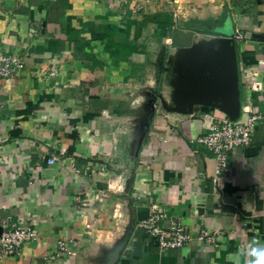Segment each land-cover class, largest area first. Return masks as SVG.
Listing matches in <instances>:
<instances>
[{"label": "crops", "instance_id": "crops-1", "mask_svg": "<svg viewBox=\"0 0 264 264\" xmlns=\"http://www.w3.org/2000/svg\"><path fill=\"white\" fill-rule=\"evenodd\" d=\"M0 51V228L39 236L0 264H264V118L216 183L197 141L264 117V0H0ZM154 202L216 242L162 250Z\"/></svg>", "mask_w": 264, "mask_h": 264}, {"label": "built area", "instance_id": "built-area-1", "mask_svg": "<svg viewBox=\"0 0 264 264\" xmlns=\"http://www.w3.org/2000/svg\"><path fill=\"white\" fill-rule=\"evenodd\" d=\"M26 66V61L19 54L3 53L0 51V78H13L20 74ZM210 116L206 113L204 117ZM260 114H252L247 119H232L229 117H213L208 125V131L199 136L197 141L208 148L217 161L216 174L213 182L221 176L231 173L232 167L229 154L236 148L248 146L252 141L253 131ZM54 162V159H51ZM169 218L168 209L154 202L149 214L138 221V227L151 235L159 247L164 249L183 248L192 242L215 243L216 236L201 228L196 235H192L180 219H175L170 226L164 222ZM37 229L22 220L0 228V260L18 256L25 243L38 239ZM74 252L69 249L66 240L61 239L57 244V251L51 259H57Z\"/></svg>", "mask_w": 264, "mask_h": 264}, {"label": "water", "instance_id": "water-1", "mask_svg": "<svg viewBox=\"0 0 264 264\" xmlns=\"http://www.w3.org/2000/svg\"><path fill=\"white\" fill-rule=\"evenodd\" d=\"M235 89H236V86H235Z\"/></svg>", "mask_w": 264, "mask_h": 264}]
</instances>
